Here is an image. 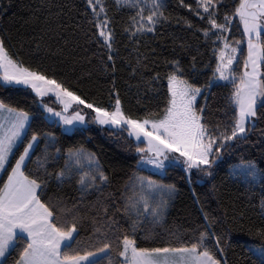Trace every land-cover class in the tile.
<instances>
[{
  "label": "trees",
  "instance_id": "1",
  "mask_svg": "<svg viewBox=\"0 0 264 264\" xmlns=\"http://www.w3.org/2000/svg\"><path fill=\"white\" fill-rule=\"evenodd\" d=\"M164 3L162 11L166 19H161L153 32H138V9L118 5L115 0H99L95 5L96 12L100 9L99 17L94 15L87 0H0V38L4 39L9 55L24 67L62 82L94 107L111 111L118 95L125 114L134 119L158 113L164 107L166 74L172 70L171 62L178 61L184 78L202 88L198 107L206 105L209 122H226L232 115L229 99L233 85L213 78L216 56L223 43L214 44L215 35L204 36L203 30L209 28L208 18L197 0H183V3L164 0ZM238 4L239 0H216L217 22L224 23L226 14L232 17ZM144 8L146 18L149 8ZM97 19L110 21L111 51L102 38L98 39L99 29L94 27ZM223 35L233 47L234 41H244L240 45L243 52L239 54V63L234 65L239 75L246 56V37L238 17L231 20L230 30ZM109 55L112 60L108 59ZM157 73L159 80L154 79ZM0 100L28 111L34 117L31 131L52 133L56 138L55 146L48 148L47 171L52 175L45 177L40 173L46 185L39 195L42 202L57 212L59 208L75 206L80 219L72 249H77V241L81 242L80 247L96 244L93 219H105V208L108 217L115 219L121 229L126 228L125 197L130 194L131 185L138 184L137 178L144 177L157 184L174 185L176 192L164 220L157 225L146 221L137 232L140 247L176 245L169 233L184 234L187 239L198 227L203 231L207 224L204 213H207L213 221L208 229L214 233L211 246L215 250V238L219 237V246L224 250L218 254L222 264H261L259 253L250 250L264 246V108L259 110L260 118L247 139L232 142L225 148L207 170L211 175H207L196 169L189 173L180 165L168 163L161 173L145 169L141 165L142 153L136 150L141 148V143H135L124 129L89 124L65 133L57 123L46 120L37 97L27 87L5 86L0 82ZM70 149L93 154L109 177L108 183L99 190L82 192L78 171H73L63 183L57 181L55 173L65 166ZM43 150L42 139L26 172L36 174L34 162L43 155ZM22 151L23 145L10 156L6 171L0 173V186ZM241 164L251 165L255 177L232 170ZM84 171L88 169L85 167ZM148 231L152 233L151 239H145ZM87 250L95 251V248ZM97 260L99 264H109L110 260L111 264H119L114 253L100 255Z\"/></svg>",
  "mask_w": 264,
  "mask_h": 264
},
{
  "label": "snow or ice",
  "instance_id": "2",
  "mask_svg": "<svg viewBox=\"0 0 264 264\" xmlns=\"http://www.w3.org/2000/svg\"><path fill=\"white\" fill-rule=\"evenodd\" d=\"M96 2L98 4L99 0ZM197 2L208 18L209 28L203 30L204 36L215 35L213 43H223L216 56L213 78L233 85L234 90L229 99L232 115L226 122H209L205 116L206 105L198 107L197 98L202 94V88L184 78V71L178 61L171 62L172 70L166 74L167 99L164 107L158 113H148L144 118L135 119L125 114L118 95L113 110L94 107L92 103L86 104L85 99L69 90L62 82L24 67L22 62L9 55L3 38H0V80L5 84L28 86L39 97L54 94L62 110L55 111L42 105L46 119L56 117L65 126L83 123L85 116L80 111L71 115L68 113L73 104L85 105L94 112V120L99 125L126 128L129 136H134L137 142H146V148L138 147L136 150L142 154L151 153L147 156V163L164 169L165 161H169L170 164L182 166L189 173L192 169H199L211 175L207 170L212 168L222 151L230 147L232 142L247 139L248 133L260 118L259 110L264 108V0H239L233 16H224V23H218L215 18L218 15L215 11L216 0ZM116 3L120 5L122 0H116ZM123 3L127 4L129 0H123ZM87 4L94 15L99 17L93 0H87ZM131 6L138 9V32H153L155 25L161 19H166L162 11L164 0H151L146 18L141 0H135ZM235 17L242 24L247 45L243 71L239 75L234 71V65L239 63V54L243 52L240 45L244 41H234L236 46L233 47L223 35L230 30L231 20ZM145 19L150 27H144ZM132 20L136 22V17L133 16ZM109 23L107 19H97L94 27L99 29L98 39L102 38L103 44L111 51L113 33L108 27ZM108 59L112 60V56L109 55ZM154 79H160L159 73ZM33 118L28 111L11 107L0 100V170L6 171L10 156L23 145V151L15 159L7 179L0 186V264H9V261L11 264H99L96 257L113 253L119 264H222L218 254L224 250L219 246V237L215 238V250L211 246L214 233L208 229L213 221L207 213H204L207 224L203 226V231L198 227L187 239L184 234L169 233L177 242L176 245H138L137 232L146 221L157 225L164 220L169 201L176 192L174 185L157 184L144 177L137 178L138 184L133 183L130 194L125 197L127 227L121 229L115 219L107 216L108 210L105 208V219H93L96 244L80 247L81 242L77 241V249H72L71 244L78 235L80 218L76 215L75 206L59 208L57 212L41 201L39 191L46 185V181L40 173L43 172L45 177L52 175L47 171L48 148L55 146L56 138L52 133L31 131ZM42 139L43 155L38 156L34 162L36 174L33 175L26 172V169L29 163H33L32 156ZM56 152L59 153L60 149L57 148ZM85 167L88 171H84ZM249 169L253 170L251 165ZM73 171L80 172L78 183L82 192L99 190L109 180L95 156L82 149L68 151L65 166L55 173V177L63 183L65 178L71 177ZM151 238L152 233L148 231L145 239ZM88 247H94L95 251L87 250ZM250 251L258 252L261 264H264V246Z\"/></svg>",
  "mask_w": 264,
  "mask_h": 264
},
{
  "label": "rangeland",
  "instance_id": "3",
  "mask_svg": "<svg viewBox=\"0 0 264 264\" xmlns=\"http://www.w3.org/2000/svg\"><path fill=\"white\" fill-rule=\"evenodd\" d=\"M132 3H135V0H129V3H127V4L123 3V0H122V3L121 4H125V5H130L131 6ZM95 5L97 6V2H95ZM141 6L150 8V6H151V0H148L147 3H145L144 0H141ZM97 13L100 14V9H99V12H97ZM147 26H148V23H147V21L145 19V21H144V27H147ZM241 26H242V24H241ZM246 54H247V45H246ZM219 81H221V80H219ZM0 82L3 85H5V86H16V87H24V88L27 87V88H29L31 90V92L37 97L39 107H40V109L42 111H43L42 105H47L48 107L53 108L55 111H61L62 110V106L59 104V102L57 101V99H56V97H55L54 94H48V95H46L44 97H39L28 86H25V85H22V84H5L2 80H0ZM221 82H225V81H221ZM75 111H80L81 114L85 116V121L83 123H78L77 122V123H74V125L65 126L61 122H59V119L56 118V117H52L51 119H46V120L57 123L61 127V130L63 132H65V133H70V132H72L76 128L85 127V126H87L89 124H92V125H97L99 127H108V128H113V129H124V130L127 131V134H128V130L126 128H120V127H116V126H112V125H99L98 123H96L95 120H94V116H95L94 112L91 109H87L85 105H76V104H73V106L69 109V113L68 114L71 115ZM128 136H129V134H128ZM129 137H131L135 143H141V142H137V140H136V138L134 136H129ZM142 143H141V145H142L141 148H146L147 147L146 142H142ZM150 155H151V153L142 154L141 161L143 160V162H141V165L145 169H147L149 171L156 172V173H161V170L162 169L157 168L154 165L147 163V156H150ZM165 163L170 164L169 161H165ZM198 170L199 169H196V171H198ZM232 170L234 172H241L244 176H248L250 178L251 177H255V170L254 169L253 170H250L249 169V164H245V165L244 164H241V165L234 166L232 168ZM1 171L2 170H0V173H1ZM200 172H203V171L200 170ZM98 257H100V256H98ZM98 257H96L95 259H97Z\"/></svg>",
  "mask_w": 264,
  "mask_h": 264
}]
</instances>
